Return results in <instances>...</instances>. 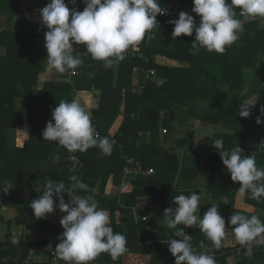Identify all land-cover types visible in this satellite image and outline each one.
Wrapping results in <instances>:
<instances>
[{"label":"trees","instance_id":"16d2710c","mask_svg":"<svg viewBox=\"0 0 264 264\" xmlns=\"http://www.w3.org/2000/svg\"><path fill=\"white\" fill-rule=\"evenodd\" d=\"M185 1L193 8V0ZM49 2L31 0V7L44 8ZM158 2L161 7L170 6V0ZM65 3L68 4V0ZM19 7L20 0H0V208L10 201L19 211L18 216L9 222L0 218V224L23 226L36 232L37 237L31 241L22 238L13 243V233L9 229L4 239L0 238V264L54 263V249L49 250L48 245L53 238L57 239V244L60 242L58 237L64 231L60 219L66 213L57 208L45 218L37 219L29 205L42 195L48 179L62 181L66 191L76 182L70 180L68 167L74 152L42 137L47 123L52 121L54 124L52 110L62 100H76L75 92L99 94L95 95L98 106L90 112L91 120L99 136L113 142V150L107 156L98 147L85 152L77 150L76 155L83 163L77 168L78 180L87 184L88 190L77 188L70 194L64 193L63 197L66 203L70 202L72 195L90 197L97 202L99 208L109 213L114 233L126 236L128 248L117 260L105 252L91 264H175L168 244L157 240L158 233L164 235L169 231L164 210L178 207L173 203L174 197L180 194L189 196L192 191L199 194V188L206 189L212 203L218 206L219 214L226 222L225 231L233 229L228 218L234 213L249 217L254 214L264 222V197L255 200L246 193L247 202L257 208L254 213L235 208L240 182L232 181L219 150L212 146L214 139H222L225 150L239 146L245 155L254 153L257 167L264 169V148L251 147L248 139L255 128L261 135L260 144L264 141V123L256 122L257 117L264 121V114L255 110L252 115L255 99L240 98L245 91L243 69H257L264 55V23H261L264 19L245 22L239 40L223 54L201 48L194 56L191 44L195 32L192 36L181 35L173 39L174 25L169 21L179 17L157 16L159 25L151 32L155 36L146 34L139 50L130 51L118 65L105 69L103 61L85 55L84 63L75 70L70 81L53 79L39 89V75L47 69L44 33L48 29L44 25L28 24L26 28L14 30L12 19ZM72 7L69 4V8ZM75 7L78 10L80 6L76 3ZM239 10L236 9L237 14ZM192 16L199 24L200 17L196 13ZM78 50L81 53L86 51L83 45ZM133 53L135 57L131 56ZM158 56L189 66L162 64L158 62ZM151 69L155 73L148 78ZM57 74L67 77L72 71ZM262 82L257 106H264ZM226 84L227 90L222 88ZM140 85L144 87L140 88ZM243 100L254 103L248 118L238 114ZM120 115H123L122 123L112 134L111 129ZM194 120L217 125L205 152L192 144L189 128ZM26 122L30 124L29 139L23 146H17L10 136L18 125ZM162 128L173 135L170 146L161 144ZM183 150V165L175 187ZM56 156L59 160L54 162ZM127 158L135 159L134 166L154 168L155 173L133 175L127 179L126 187L121 188ZM16 183L19 187L13 192ZM8 186L12 187L4 192ZM114 186L119 188L117 195L112 193ZM53 199L55 204L59 203L55 196ZM224 199L228 205L224 204ZM144 206L154 210L153 214L146 220H137L134 209L146 208ZM56 213L60 215L59 221L51 219ZM182 226L187 234L186 227ZM188 233L192 237L191 245L198 253L203 249L199 247L201 241L204 248L213 245L198 226L188 227ZM172 235L171 239H179ZM35 247L43 250L29 259L30 250ZM230 250L231 247H223L222 241V246L217 249L221 254L214 257L216 264H230ZM258 262H264V251H254L251 256L237 260L236 264Z\"/></svg>","mask_w":264,"mask_h":264},{"label":"clouds","instance_id":"9594fccd","mask_svg":"<svg viewBox=\"0 0 264 264\" xmlns=\"http://www.w3.org/2000/svg\"><path fill=\"white\" fill-rule=\"evenodd\" d=\"M77 0H50L40 10V23L47 27L44 33L45 48L48 53L49 70L66 73L75 70L84 63L83 57L90 55L93 60L103 61L105 69L112 68L123 61L130 51L139 50V45L146 34L159 25L157 15H166L158 0H84L86 7L78 11ZM69 4L73 7L70 9ZM240 16L237 18L236 9ZM192 12L200 17L199 24L194 17L185 12L179 13L177 20L169 23L174 25L171 37L181 35L192 36V55H198L201 48L208 52L223 54L226 48L235 44L244 32L245 22L264 19V0H193ZM73 45H83L86 49L81 53ZM94 75V74H93ZM254 103L247 101L241 106L239 116L248 118ZM264 114V107L261 108ZM52 121H49L42 132L43 140L54 141L70 152H85L89 148L98 147L105 156L111 155L113 142L107 137L101 138L93 126L91 115L75 99L71 102L60 101L52 110ZM257 124L264 123L257 117ZM219 150V156L226 166L234 182H240L241 196L248 193L251 199L260 200L264 197V169L256 165L255 154L245 155L238 146L232 150L224 149L222 139H214L213 145ZM264 148V141L261 142ZM59 156L54 157V162ZM12 186L4 189L7 192ZM87 191L88 185L77 180L72 189L65 190L62 181L48 179L42 195L31 201L29 207L37 219L45 218L57 208L66 213L60 224L64 231L58 237L54 253L65 264H91L101 253H108L117 260L128 251L126 236L114 233L109 213L99 208L90 197L72 195L70 202H65L64 193L75 189ZM206 189L199 188V194L192 191L186 196L180 194L173 199L178 207L164 210V220L169 229L198 226L213 246L219 249L225 237V219L219 214L218 206L213 203L204 213L200 214L201 194ZM59 201L54 203L53 197ZM223 199V198H222ZM224 204L228 201L224 199ZM233 227L235 240L246 246L248 255L252 254V244L259 238L264 242V222L257 215L246 216L234 213L229 218ZM168 250L175 258V264H216L213 256L198 253L191 245L192 237L181 228L173 233ZM14 238L13 243H18ZM200 248H204L203 241ZM51 250L52 245H48ZM39 253V252H38Z\"/></svg>","mask_w":264,"mask_h":264},{"label":"crops","instance_id":"0c3cea01","mask_svg":"<svg viewBox=\"0 0 264 264\" xmlns=\"http://www.w3.org/2000/svg\"><path fill=\"white\" fill-rule=\"evenodd\" d=\"M170 5L178 8V9H181L184 6H187L185 0H170ZM31 6H32L31 0H20L19 10L15 14L14 18L12 19V26H13L14 30L18 31L22 28H26L28 24L42 25L40 23V10L42 8H32ZM84 8L85 7H79V9H81V10L78 9V11H83ZM1 16H2V12L0 11V18H1ZM22 20H26V21L24 23H22ZM261 23L263 24L264 20H262ZM0 31H1V26H0ZM75 46H76V48L77 47L79 48L81 45H74V47ZM1 51L4 52V48H1ZM47 58H48V53H47ZM157 59H158V62H160L162 64L189 66V64H187V63L179 62L176 60H171V59L164 57V56H158ZM57 73L54 70H49L48 63H47L46 71L42 72L39 75V83L41 84V85H39V89L43 88L44 83L47 81L57 79V81L68 82L72 78V75L67 76V77H60ZM243 74H244L245 91L242 92L240 98L247 97L246 100L247 99L248 100L255 99V104H254V107L252 110V115H253L255 110H258L261 113V108L264 106H257V101H258V98L260 96V94H259L260 85L259 84L264 79V55L261 57V60L259 62V65L257 66V69L244 68ZM262 83L264 84V81ZM143 87H144V85H140V88H143ZM222 88L227 90L228 85L227 84L222 85ZM88 93H90V92H88ZM75 94H76V92L74 93V95ZM98 95H96V96H98ZM81 97L83 98V100H86L84 95L80 96V98ZM75 98H76V101L79 103V98L77 99L76 95H75ZM245 101L244 100L242 101V105L245 103ZM97 106L98 105H97V102L95 100L94 105H92V107L90 109L89 108L86 109V111L91 112L93 109L97 108ZM181 111L183 112V110H181ZM122 120H123V115H121V117H119L116 120L114 126L111 129L112 134H115V132L118 130V128L120 127V125L122 123ZM27 126H29V129ZM21 127H24V131H25L24 135H23L24 137H21L23 144H18V142H17L16 143L17 146H23L25 144V141L27 139H29V135H30V124L29 123L26 122L24 124L18 125L16 127V130L18 131V128H21ZM25 127H26V129H25ZM162 129H164V128H162ZM216 130H217V125H215V124H211L209 122L200 121V120H194L193 126L191 128H189V131H190L191 136L193 138L192 144L195 147H198L201 151L205 152L206 149H208L210 141L207 143L206 147H204L205 145L201 146V144H200L201 140L200 139L202 137H207V138H209V136L212 137ZM163 132H164V130H163ZM165 133H167V132H165ZM160 134H161V139H160L161 144H165L166 146H170L173 143L174 140H173L172 134L169 133V135H170L169 139H166L167 137H165V135L162 132ZM17 136H18V134L14 138H16ZM260 137H261V135H260L259 130H257V129L252 130V132L250 133V136L248 138L249 139V145L251 147L260 146ZM18 187H19V183H16L13 187V192L16 191ZM210 200H211V198L209 199L208 195H205V194L201 195V201H200V203H201V205H200L201 217H203L204 212H206L211 207V201L212 200L211 201ZM235 204H236L235 208H237L239 210L247 211L250 213H254L255 211H257L256 206L247 202L246 193L243 196H241V194L239 192L235 198ZM18 213H19V211L14 206V204L10 201H7L6 204L2 208H0V218H3L7 222H9L10 220H14L18 216ZM0 226H1L0 238L2 240L4 239L6 234L9 232V229L13 233V239L14 238H16V239H22L23 238V240L31 241L37 237L36 232L28 230L23 226H18L15 224L12 226H9V224H7V223L0 224ZM182 227L183 226L181 224L180 226H178L177 229H169L168 228L169 231L164 235H162L161 233H158L157 240L167 241V240L171 239L170 236L175 231H178V229H181ZM186 230H187V227H186ZM237 244L240 245L235 240L233 230L227 229L225 231V237L223 239V245L224 246H233V245H237ZM61 264H65V262L61 260ZM230 264H236V262H234V260L230 258ZM258 264H264V262H258Z\"/></svg>","mask_w":264,"mask_h":264},{"label":"built area","instance_id":"2783aa9c","mask_svg":"<svg viewBox=\"0 0 264 264\" xmlns=\"http://www.w3.org/2000/svg\"><path fill=\"white\" fill-rule=\"evenodd\" d=\"M77 4L80 7H86V4L84 3V0H77ZM164 8L166 11L168 10L166 15H157V16H169L171 18H177L179 17V13L180 12H185L189 15L195 14L194 12H192V8L189 6H184L181 9H178L176 7H173L172 5H170L169 7H162ZM240 11V10H239ZM237 18L243 20L244 18L242 16H240V13L237 14ZM154 34H151L150 37H154ZM139 56L144 57L142 54H138ZM129 54H126V57H128ZM131 56L135 57L136 54L133 53ZM144 59L147 60V58L144 57ZM155 73V70L151 69L148 71L147 73V77H151L153 74ZM75 72L71 75H74ZM135 163V159L134 158H127V164L124 166V176H123V180L121 181V188L126 187L127 185V179L130 178L133 175H150L155 173V169L150 167L148 169H144V167L142 165H137L134 166ZM83 163L81 162V160L78 158V156L76 155V151L72 154V156L69 159V171L71 172V177L70 180H72L73 182L78 180V175H77V168L82 166ZM69 190V189H68ZM71 193V192H70ZM69 193V194H70ZM134 214L136 219H143L146 220L147 219V215H142L139 216L137 214V210L134 209ZM52 245L51 249L52 250V254L54 256V263L53 264H61V260L56 256V254L54 253L56 245H57V239L53 238L50 243ZM223 247H231L230 250V258L234 260V262H237V260H239L240 258H246L249 257L253 254L254 251H259V252H263L264 251V242H261L260 239L258 238L257 241L253 242L252 244V254L248 255L246 252V246H242V245H233V246H224ZM43 250V248H38L35 247L33 249L30 250V258L34 257L38 252H41ZM200 253H206L208 255H211L213 257L219 256L221 253L217 251V249L212 245L209 247L204 248Z\"/></svg>","mask_w":264,"mask_h":264},{"label":"rangeland","instance_id":"374dc122","mask_svg":"<svg viewBox=\"0 0 264 264\" xmlns=\"http://www.w3.org/2000/svg\"><path fill=\"white\" fill-rule=\"evenodd\" d=\"M73 47H74V45H73ZM74 48H76V46L74 47ZM78 48V47H77ZM41 85V84H40ZM76 97H77V99L79 98V103H80V105L86 110V109H90L91 107H92V105H94V101H95V95L93 94L92 95V93H88V92H76ZM84 95V97L86 98V100H83V98L81 97L80 98V96H83ZM89 113H90V111H89ZM119 117H121V115L119 116ZM28 127V129H29V126H27ZM25 129H26V127H25ZM255 129V128H254ZM163 130H164V132H163ZM24 127H21V128H18V131L17 130H15V132H13L14 134L13 135H11L10 136V138H11V141L13 142V143H17L18 142V144H23V141H22V139H21V137H24L23 135H24ZM161 132L165 135V137H167L166 139H169L170 138V135H169V132H167V133H165L166 132V130L165 129H162L161 130ZM189 133H190V131H189ZM18 134V136L16 137V138H14L16 135ZM190 135H191V133H190ZM18 139V140H17ZM201 142H200V144H201V146L203 145H205L204 147H206V145H207V143L211 140V137L209 136V138H207V137H202L201 139ZM260 146H261V144H260ZM259 147V146H258ZM207 150V149H206ZM114 191L112 192V193H115V194H113V195H117V194H119V188H118V186H114ZM228 191V190H227ZM229 193H231L230 191H228ZM239 193V192H238ZM237 193V194H238ZM203 194H205V195H208V197H209V199L211 198V196H210V194H207L206 192H204ZM202 195V194H201ZM237 196V195H236ZM211 201V200H210ZM149 203H151L150 201H148ZM212 201H211V206H212ZM148 205H150V204H148ZM236 205V204H235ZM144 207H146V208H138V209H136L137 210V214L139 215V216H142V215H147V216H149L150 214H153L152 213V211H154V210H152L151 211V209H148V207L147 206H144ZM236 207V206H235ZM201 213V212H200ZM205 213V212H204ZM51 219L53 220V221H59V219H60V215L59 214H52L51 215ZM158 225H160V223H158ZM178 226H180V225H178ZM169 230V229H168ZM229 261H230V258H229ZM102 264H109V263H102Z\"/></svg>","mask_w":264,"mask_h":264},{"label":"water","instance_id":"95a60500","mask_svg":"<svg viewBox=\"0 0 264 264\" xmlns=\"http://www.w3.org/2000/svg\"><path fill=\"white\" fill-rule=\"evenodd\" d=\"M183 159H184V150H183V153H182V158H181V164H180V167H179V172H178V175H177V178H176V181H175V187H177V185H178V181H179V178H180V173H181V169H182V165H183ZM187 235H189L188 227H187Z\"/></svg>","mask_w":264,"mask_h":264}]
</instances>
